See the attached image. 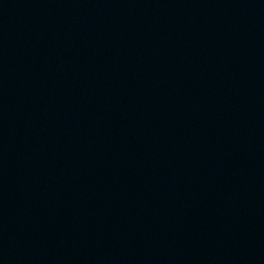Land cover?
Wrapping results in <instances>:
<instances>
[{
  "label": "water",
  "instance_id": "water-1",
  "mask_svg": "<svg viewBox=\"0 0 264 264\" xmlns=\"http://www.w3.org/2000/svg\"><path fill=\"white\" fill-rule=\"evenodd\" d=\"M0 264H264V0H0Z\"/></svg>",
  "mask_w": 264,
  "mask_h": 264
}]
</instances>
